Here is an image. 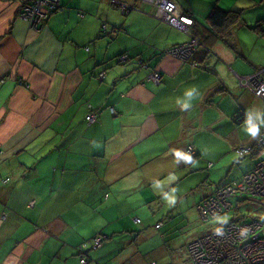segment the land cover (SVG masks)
I'll return each mask as SVG.
<instances>
[{"label":"crops","instance_id":"1","mask_svg":"<svg viewBox=\"0 0 264 264\" xmlns=\"http://www.w3.org/2000/svg\"><path fill=\"white\" fill-rule=\"evenodd\" d=\"M118 1L138 8L122 15ZM172 1L204 36L213 4L239 10L235 51L218 40L184 62L163 53L182 35L147 0H60L37 30L18 18L17 2L0 0V264H79L83 242L89 264H146L147 241L163 253L162 241L174 240L185 214L170 205L187 146L240 112L233 72L264 66V36L251 29L264 0ZM121 52L146 61L159 84L144 80L146 68L115 65ZM89 109H100L92 124ZM97 233L104 240L92 249Z\"/></svg>","mask_w":264,"mask_h":264},{"label":"rangeland","instance_id":"2","mask_svg":"<svg viewBox=\"0 0 264 264\" xmlns=\"http://www.w3.org/2000/svg\"><path fill=\"white\" fill-rule=\"evenodd\" d=\"M158 2H153V5L160 7L161 4ZM156 10L160 20L168 24L165 19L170 20V18L166 17H170L171 14L166 16L163 10L158 8ZM174 28L177 29L176 27ZM180 32L183 41L179 43L186 42L185 39L188 40V37L183 31L180 30ZM247 46L250 47L249 52L254 51L251 41H247ZM234 51L235 50H232V52ZM184 52L186 53L185 56L182 55L181 52L175 58L178 61L184 62L187 59L188 50ZM234 56L236 57L235 53ZM256 58L261 59L263 56L257 54ZM226 83H228V81H226ZM236 84L238 85L237 81ZM242 87H239L241 90L239 92L231 90L232 93L235 92L239 97H242L237 120L232 119L233 115H227L225 120L213 127L214 129L203 130L193 135L191 142L194 150L198 152V156L192 158L189 163L188 171L184 172L185 170H182L180 172L179 177H182L175 187H177L178 191H181V196H179V200L172 201L170 205L177 211L182 210V215L184 216L185 214V219L182 227L176 231L172 242L169 243L168 241L165 243L162 241L163 248L165 249L163 253L160 251V248L156 249V242L152 244H149L148 241L146 242V251L142 253L145 257L146 264H152V262L154 264H172L173 262H178V260L182 262L180 264H186L188 258L185 246L190 239L214 228L216 225L226 224L234 213H236L238 217L243 216V220L260 215V206L254 199L250 202L247 200L244 203L238 204L239 207L235 210L228 211L207 220L201 219L202 217H206L199 216L194 205L201 197L212 192L217 186L220 187L225 183L240 178L254 166V163L258 159L264 158V151L260 152L255 157L248 154L241 156L234 151V148L242 144L247 145L250 143V145H253L259 133L257 131L258 127L260 125L262 127L264 124V102L261 98L257 97L255 90L250 87ZM229 92L230 91H228V93ZM236 105L239 107V104ZM208 162L212 164L210 168H207ZM189 170H191V172H189ZM185 173H187V175L184 176ZM166 211L167 210L164 208L162 211H159V213L155 212L150 215L147 219L148 226L154 227V222L165 216L167 214ZM211 211H213V209L208 208V212L210 213ZM138 218L145 222L146 218L144 216H138ZM216 239L218 240L217 236H212L208 240L215 241ZM167 243H169V247H167ZM158 246L161 247L159 244Z\"/></svg>","mask_w":264,"mask_h":264},{"label":"built area","instance_id":"3","mask_svg":"<svg viewBox=\"0 0 264 264\" xmlns=\"http://www.w3.org/2000/svg\"><path fill=\"white\" fill-rule=\"evenodd\" d=\"M12 1L18 3V18L28 22L36 30L42 27L44 20L47 19L51 11H58L62 8L58 0ZM147 1L155 9L163 10L166 16L171 14L170 17H166L170 18V20L165 19L167 23L183 31L188 36L186 42L168 49L165 53L172 57H177L182 52V55L185 56L186 53L184 51L188 50L189 55L194 46L198 44L197 39L190 37L187 33L188 27L192 24L191 17L184 15L171 0ZM153 2L160 3V7L153 5ZM121 59L123 60V57ZM234 76L240 86L252 88L255 90L257 97L261 98L264 102V66L255 69L247 75L234 73ZM159 78L160 75L156 71H152L147 75V79L154 83H158ZM96 118L97 112L94 110H91L85 116L88 124L94 123ZM251 146L250 144L240 145L236 148V151L240 154L247 153L251 149ZM253 146L259 147L264 151V124ZM1 155L2 151H0V157ZM234 193H238L239 196L240 194H246L250 197V200H256L261 206L259 220H253L250 223L241 225H229L224 229L209 232L198 240H192L187 246V252L190 258L189 264H264V158H260L252 171L245 173L242 177L235 180L231 186L220 190L216 194V199H209L204 201L203 205L198 206L197 209L200 211V215L205 217L207 215L214 216L220 212L222 207L227 208L229 205L226 197ZM208 208H212L213 211L209 213ZM212 236H217L218 240H208ZM99 244L100 237H94L92 239V246L97 247ZM79 261L80 264H87L84 257H80Z\"/></svg>","mask_w":264,"mask_h":264},{"label":"trees","instance_id":"4","mask_svg":"<svg viewBox=\"0 0 264 264\" xmlns=\"http://www.w3.org/2000/svg\"><path fill=\"white\" fill-rule=\"evenodd\" d=\"M112 2V0H110ZM172 1V0H171ZM60 6L61 3H60V0H58ZM174 2V1H172ZM175 3V2H174ZM118 7H119V11H120V14L124 15L130 11H133V10H137V6H134L132 4L128 5L126 3H122L120 1H118ZM121 4V5H120ZM176 5V3H175ZM124 6V8H122ZM63 7V6H62ZM137 7V8H136ZM182 11V10H181ZM53 12H57V11H51V13ZM182 13L184 15H188L191 17L192 19V24L191 26L188 27V30H187V33L190 37H193L194 39H197V42L198 44L196 46H194V48L192 49V51L190 52V54L188 55L187 59L185 61H187L190 56L192 54H194V52L197 50V48L199 46H203L206 50H208V48H210L214 42L216 41H221L223 42L226 46H228L229 48H231L232 50H234L233 46L229 43V37L231 35V32L233 30V28L235 26H237L238 24L241 23L242 21V18H241V13L239 10L237 9H222L221 7H219L216 3L213 4L207 15H206V21L207 23L209 24V26L206 29V32L207 34L204 36L202 34V31L203 30H200L199 28H197V26L194 27L193 30H191V28L194 26V19H193V16L192 14L190 13V11H182ZM50 14V13H49ZM83 15L82 12H79V16L81 17ZM48 18V17H47ZM263 20H264V17L260 20H258L256 22V24L251 28L253 30H255L256 32H258L259 34H261V36H264V24H263ZM169 25V24H168ZM170 26V25H169ZM104 28H105V24H102L101 25V29H100V33L104 31ZM115 32V30H113ZM181 44V43H179ZM179 44H176V45H179ZM176 45H173V46H170L166 49H164L163 53H165L168 49L176 46ZM121 57H123V60L121 59ZM114 63L115 65H125V66H128V65H136L138 67H143V68H146L147 69V74L145 75L144 77V80L146 81H151L149 79H147V75L152 72V71H155L153 70V68H151L147 63L146 61H142L141 59H137V60H133V58H131L127 53L125 52H121L119 54H117L115 57H114ZM196 62L195 61H192L191 62V66H196ZM157 72V71H156ZM105 73V70H101L96 76L98 78H102L103 75ZM235 73V72H233ZM237 74V73H236ZM159 75H161L159 73ZM234 76V74H233ZM235 77V76H234ZM236 78V77H235ZM159 81H160V78H159ZM159 81L157 84H159ZM152 82V81H151ZM154 83V82H153ZM91 109H89L88 112H90ZM94 111L97 112V117H98V114H99V111L100 109H95ZM110 113L111 114H115L116 111L110 107ZM88 114V113H87ZM239 117V112H235V115L234 117H232V119L234 120H237ZM97 119V118H96ZM96 121V120H95ZM94 121V122H95ZM250 144V143H249ZM248 144V145H249ZM243 145V144H242ZM236 147V146H235ZM234 151L238 154V155H241V156H244V155H251L253 157H255L256 155H258L260 152H262V149L259 148V147H254L253 145L251 146V149L247 152V153H238L236 151V148H234ZM186 157L187 159H189V161L191 162L192 158H195L198 156V152L196 150H194V148L192 146H187L186 148ZM260 159H258L255 163H254V166L249 170V171H252L253 168L255 167L256 163L259 161ZM212 166V164L210 162H208L207 164V168H210ZM193 170V169H191ZM191 170H189V172H191ZM186 171H188V169L186 168ZM248 171V172H249ZM247 173V172H246ZM185 175H187V173H185ZM184 175V176H185ZM244 175V174H243ZM242 175V176H243ZM241 176V177H242ZM239 179V178H238ZM9 180V178L6 177V179L2 180V184H5L7 181ZM235 180L231 181V182H228V183H225L223 184L222 186L220 187H216L212 192L210 193H207L205 196L201 197L194 205H195V209L197 211V213L200 215V213L198 212V209L197 207L198 206H201L203 205V202L204 201H207L209 199H216V194L222 190V189H225L227 186H231L232 183L234 182ZM251 201L250 200V197H248V195L246 194H239L238 193H234V194H229L227 197H226V201L228 202V207L227 208H224L222 207L220 212L219 213H216L214 216H211V215H207L206 218H201L203 220H207L209 218H214V217H217L219 215H222L228 211H231V210H235L237 209L239 206L238 204H241V203H244L245 201ZM259 205V204H258ZM260 206V205H259ZM260 209H261V206H260ZM261 214V212H260ZM259 216L260 215H256V216H253L249 219H246V220H243L242 217L243 216H237L236 213L233 214L232 218L229 219L228 222H226V224H221L219 226H215L214 228H211L209 230H207L206 232H203L202 234L192 238L191 240H189L185 246V250H186V254H187V260H186V264H189L190 263V258H189V255H188V252H187V246L188 244L192 241V240H198L200 239L201 237H203V235L209 233V232H212V231H218L220 229H224L225 227L229 226V225H233V224H236V225H241V224H244V223H250L251 221H257L259 220ZM137 219V221H136ZM134 222L135 223H139L140 220L138 218H135L134 219ZM161 225V222H158V223H155L154 224V228L157 229L159 226ZM94 237H100V244L98 245V247L101 246L102 244V241L104 240V235L102 233H97L96 235L93 236ZM90 239V245H92V239ZM83 244H85L83 246ZM97 247V248H98ZM90 248H93V246H91ZM86 243H81L79 245L76 246L75 250H76V255L78 257V260H80V257H84L86 259V262L87 264L90 263L91 259L88 257L87 253H86ZM96 249V247H95ZM182 262H173L172 264H180ZM79 264H80V261H79ZM94 264V263H93ZM97 264V263H95ZM154 264V263H152Z\"/></svg>","mask_w":264,"mask_h":264},{"label":"clouds","instance_id":"5","mask_svg":"<svg viewBox=\"0 0 264 264\" xmlns=\"http://www.w3.org/2000/svg\"><path fill=\"white\" fill-rule=\"evenodd\" d=\"M2 156V155H1Z\"/></svg>","mask_w":264,"mask_h":264}]
</instances>
